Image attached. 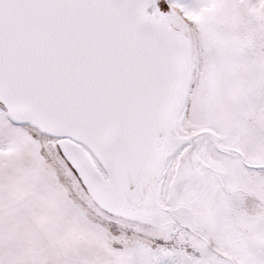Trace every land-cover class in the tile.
<instances>
[{
  "label": "snow or ice",
  "instance_id": "1",
  "mask_svg": "<svg viewBox=\"0 0 264 264\" xmlns=\"http://www.w3.org/2000/svg\"><path fill=\"white\" fill-rule=\"evenodd\" d=\"M0 264H264V0H0Z\"/></svg>",
  "mask_w": 264,
  "mask_h": 264
}]
</instances>
